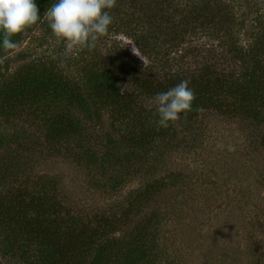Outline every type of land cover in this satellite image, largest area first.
<instances>
[{
    "label": "rangeland",
    "instance_id": "1",
    "mask_svg": "<svg viewBox=\"0 0 264 264\" xmlns=\"http://www.w3.org/2000/svg\"><path fill=\"white\" fill-rule=\"evenodd\" d=\"M214 1L223 3L235 21L242 19L247 33L264 14V0ZM126 8L110 13L113 23L94 48L78 46L67 55L65 43L53 35L42 14L38 21L46 29L37 23L15 49L0 54V89L31 73L36 60L53 62L74 81L83 69L120 58L143 63L123 26ZM216 32H198L191 41L219 50ZM196 50L191 60L197 58ZM210 60L226 68L218 57L211 55ZM125 85L132 90L131 81ZM61 103H50L46 114L30 104L14 111L0 107V173L6 176L0 177V194L15 200L27 192L21 203L28 204L30 216L35 207L47 212L46 205L58 213L57 226L48 220L41 224L48 241L43 248L24 221L29 216L19 212L9 234L0 228V264H61L59 254L49 252V243L61 247L70 240L64 246L70 243V256L77 257L94 235L101 239L91 245L108 243L103 264H264V112L253 120L222 105L228 108L225 113L209 109L192 119L181 115L170 123L171 137L131 147L123 156L121 145L114 155L107 147L106 138L119 143L122 135L110 130L106 115L100 125L86 122L81 137L48 144L42 123L47 113L63 114L67 104ZM144 103L152 115L149 121H156L154 100L145 98ZM67 113L84 120L79 109L70 107ZM136 123L144 124L140 118ZM42 194L48 204L32 202ZM62 220L66 222L60 228ZM76 257L71 263L84 264Z\"/></svg>",
    "mask_w": 264,
    "mask_h": 264
},
{
    "label": "trees",
    "instance_id": "2",
    "mask_svg": "<svg viewBox=\"0 0 264 264\" xmlns=\"http://www.w3.org/2000/svg\"><path fill=\"white\" fill-rule=\"evenodd\" d=\"M55 2L56 0H36L40 14H44ZM125 5L127 8L122 15L123 26L129 31L128 37L131 38L139 56L143 57V63L132 59L123 61L120 58L110 64L103 63L100 67L96 65L83 69L81 78L74 81L71 76L59 72L53 62L36 60L32 62V67H29L34 69L31 73L17 76L14 85L0 89L3 100H0V107L6 111H14L18 105L30 104L33 108L40 107L44 114V108L48 111L50 103H61L64 100L67 106H64L63 114L55 117L47 113L48 116L44 117L42 123L46 128L45 139L48 144L53 145L81 137L86 122L100 125L101 119L106 115L110 119V130L122 135L119 143L106 138L107 147L114 155L121 145L119 149L123 156L131 147H148L157 139L174 134L171 125L166 129L159 128L155 119L151 118L152 121H149V116L152 115L145 111L144 99L154 100L156 94L169 90L183 80L190 82L189 87L195 93L192 110L186 115L181 114L186 118L192 119L209 109L225 113L228 108L222 105L230 107L232 113L253 120L262 116L264 14L260 15L254 29L250 27L247 33L243 30L242 19L235 21L225 5L214 0H116V5L110 13L120 11ZM37 23L39 27L46 29L43 21ZM209 31H217L216 34L220 36L219 50H211L207 43L198 46L191 41L198 32L207 36ZM24 32L12 37V40L17 44ZM196 48L197 58L191 60V51ZM10 50L0 47V54ZM184 53L189 55L181 61ZM211 55L218 57L226 68L212 63ZM192 61L194 63H190ZM129 81L132 90L125 85L126 82L129 84ZM79 86H87V91ZM89 88L91 90H88ZM80 89L86 95H83ZM70 107L83 113V122L78 118L69 117L67 110ZM138 118L143 119L142 127H138L136 123ZM86 153L89 155V150ZM81 154L84 155V152L81 151ZM0 177L6 176L0 173ZM27 195L28 193L24 192L18 199L9 200L0 194V228L9 234L19 212L23 216H29L24 221L33 228L32 231L39 240L38 245L43 248L48 241L41 234L44 230L41 224L48 220L52 226H57L58 213L46 205L47 212L44 210L41 213L35 207V213L32 211L30 216L28 204L24 206L21 203L23 196ZM38 198V201L32 198V202L49 203V199L43 194ZM49 213L55 215L51 220L47 217ZM65 222L62 220L58 227ZM97 239L101 238L94 235V239L87 243L85 249H79L78 256L72 257L83 260L84 264L87 259V264L106 262L108 243L101 245L98 240L91 245V242ZM59 241L65 240L61 236ZM67 242L70 240L65 243ZM65 243L61 247L56 243H49V252L59 254L61 264H73L70 255L74 249L70 248L71 242L67 246H64ZM93 246L94 250L91 249ZM91 256L93 260L89 261Z\"/></svg>",
    "mask_w": 264,
    "mask_h": 264
},
{
    "label": "clouds",
    "instance_id": "3",
    "mask_svg": "<svg viewBox=\"0 0 264 264\" xmlns=\"http://www.w3.org/2000/svg\"><path fill=\"white\" fill-rule=\"evenodd\" d=\"M115 5L116 0H56L44 15L53 35L65 43L67 55L78 46L95 47V42L108 33L113 23L110 10ZM40 17L36 0H0V47L15 49L17 44L12 37L35 25ZM189 83L183 80L156 94L159 128H168L181 114L192 110L195 93Z\"/></svg>",
    "mask_w": 264,
    "mask_h": 264
}]
</instances>
